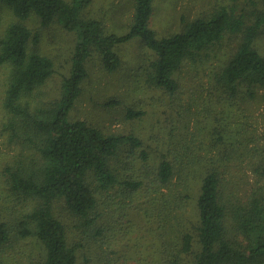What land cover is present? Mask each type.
Instances as JSON below:
<instances>
[{"label":"trees","instance_id":"1","mask_svg":"<svg viewBox=\"0 0 264 264\" xmlns=\"http://www.w3.org/2000/svg\"><path fill=\"white\" fill-rule=\"evenodd\" d=\"M91 2L0 0L13 17L0 37V135L17 148L0 151V264L17 239L37 243L34 264H264V146L231 126L247 129L264 103V0H228L164 36L150 26L154 0H134L124 35L88 17ZM33 19L75 35L54 98ZM132 40L152 55L144 81L167 138L72 115L89 63L118 72L116 49Z\"/></svg>","mask_w":264,"mask_h":264},{"label":"rangeland","instance_id":"2","mask_svg":"<svg viewBox=\"0 0 264 264\" xmlns=\"http://www.w3.org/2000/svg\"><path fill=\"white\" fill-rule=\"evenodd\" d=\"M91 1L88 9H85L88 17L101 20L109 32L127 34L134 0ZM227 3L228 0H154L150 26L158 36L168 35L178 31L185 21L208 16ZM12 20L10 12L0 4V37ZM27 25L39 34L38 50L54 62L55 72L43 89L44 97L54 98L58 94L62 78L69 72L75 35L58 25L41 27L35 19L28 21ZM116 50L123 62L122 68L114 74L102 70L98 60L89 63L90 76L74 106L73 117L87 120L107 134L132 133L144 140L154 135L167 138L170 128L164 122L167 115H163L162 108L153 104L152 94L144 81L143 70L152 59L151 53L137 40L119 46ZM262 51L264 53V49ZM6 75V68L0 67V104ZM109 102L115 104L110 106ZM130 110H145L147 113L140 118L128 119L126 115ZM252 111L253 120L247 129L242 123L231 126L240 129L239 136L243 134L247 140L252 138V146L257 140L255 145L264 146V103H257ZM2 115L0 109V119ZM158 120L161 121L160 124ZM240 122H243V119ZM5 143V138L0 135V151L3 157L11 159L17 148L14 151V146L8 147ZM1 159L0 157V161H3ZM247 179L251 183L255 182L253 175H249ZM258 184L263 182L259 181ZM120 244L116 242L114 247L118 249ZM5 253L2 264H34L38 258V246L32 239H17Z\"/></svg>","mask_w":264,"mask_h":264}]
</instances>
